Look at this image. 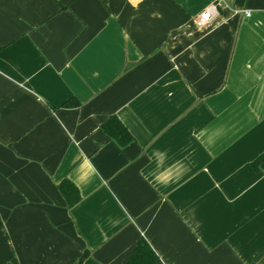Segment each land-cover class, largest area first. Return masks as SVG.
Here are the masks:
<instances>
[{
  "label": "crops",
  "instance_id": "crops-1",
  "mask_svg": "<svg viewBox=\"0 0 264 264\" xmlns=\"http://www.w3.org/2000/svg\"><path fill=\"white\" fill-rule=\"evenodd\" d=\"M212 1L0 0V264H264V0Z\"/></svg>",
  "mask_w": 264,
  "mask_h": 264
},
{
  "label": "trees",
  "instance_id": "trees-1",
  "mask_svg": "<svg viewBox=\"0 0 264 264\" xmlns=\"http://www.w3.org/2000/svg\"><path fill=\"white\" fill-rule=\"evenodd\" d=\"M77 100L71 99L62 104L70 106L77 104ZM102 130L111 136L119 145L129 143L133 136L117 116H111L101 123ZM59 191L70 209L80 201V194L77 187L69 180L64 179L58 185ZM84 264H99L92 258H88ZM126 264H163L149 243L141 238L134 247Z\"/></svg>",
  "mask_w": 264,
  "mask_h": 264
},
{
  "label": "built area",
  "instance_id": "built-area-1",
  "mask_svg": "<svg viewBox=\"0 0 264 264\" xmlns=\"http://www.w3.org/2000/svg\"><path fill=\"white\" fill-rule=\"evenodd\" d=\"M225 4L226 0H213L211 3H209L197 16V26L202 27L216 19L220 14V10ZM232 11L236 15L250 16V11L245 8H233Z\"/></svg>",
  "mask_w": 264,
  "mask_h": 264
}]
</instances>
